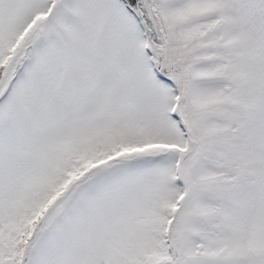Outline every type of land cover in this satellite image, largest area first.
<instances>
[{
    "label": "snow or ice",
    "instance_id": "obj_1",
    "mask_svg": "<svg viewBox=\"0 0 264 264\" xmlns=\"http://www.w3.org/2000/svg\"><path fill=\"white\" fill-rule=\"evenodd\" d=\"M0 264H264V0H0Z\"/></svg>",
    "mask_w": 264,
    "mask_h": 264
}]
</instances>
